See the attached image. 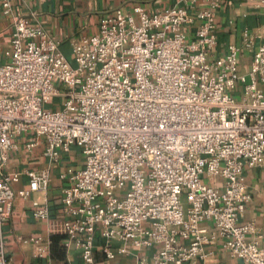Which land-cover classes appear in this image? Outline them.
Returning <instances> with one entry per match:
<instances>
[{"label": "built area", "instance_id": "1", "mask_svg": "<svg viewBox=\"0 0 264 264\" xmlns=\"http://www.w3.org/2000/svg\"><path fill=\"white\" fill-rule=\"evenodd\" d=\"M0 1L13 26L0 62V264H12L3 226L15 198L46 191L51 180L50 166L31 169L28 187L13 188L21 173L4 167L15 134H31L28 149L42 141L51 163L73 147L84 155L81 168L61 174L70 181L62 194L67 218L56 227L86 264H99L97 233L109 259L120 240L117 253L158 246L138 264H184L204 259V245L223 238L236 264H264V247L247 239L255 223L240 222L251 200L244 171L264 165V30L242 73L239 46L209 58L217 0L198 10L192 38L183 30L192 20L186 7L137 5L138 18L117 9L96 34L72 41L71 63L43 27L13 14L12 0ZM252 40L246 31L247 48ZM32 204L36 217L49 219L46 205ZM204 220L214 230L201 228Z\"/></svg>", "mask_w": 264, "mask_h": 264}, {"label": "crops", "instance_id": "2", "mask_svg": "<svg viewBox=\"0 0 264 264\" xmlns=\"http://www.w3.org/2000/svg\"><path fill=\"white\" fill-rule=\"evenodd\" d=\"M209 0H12V12L25 17L32 25H40L55 40L60 42V50L74 63L72 41L83 35H93L99 29L103 18L112 16L117 9L126 14H133L137 5L148 12H157L174 5L186 7L192 18L191 22L183 26L189 38H192L198 27L196 20L198 10ZM216 9V50L210 59L225 55L233 45L242 48L238 56L239 70L246 73L250 70L252 55L262 42L261 34L264 30V0H217ZM253 37V47L244 45L245 32ZM13 33L12 17L3 13L0 1V62L5 60L3 50L11 43ZM264 91V84L259 83ZM60 101V98L57 99ZM52 104H49V107ZM31 134L13 136L16 146L11 149L9 159L4 167L6 173H21L19 181L13 188H27L29 178L26 172L31 169H41L50 166L51 180L46 191L34 192L29 199L17 196L11 216L5 221L3 232L7 240V253L12 264H86L83 260L77 242H69L65 233L58 230L56 222L67 218L62 203L64 188L70 183L68 179H61V174L68 167L79 169L83 161L79 159V152L73 147L71 153H66L58 163H51L44 153V143L28 149ZM245 182L251 195L246 210L240 216L241 223H255L256 232L247 236L248 240L259 241L264 247V165L246 168ZM211 183V182H210ZM36 200L49 208V219H41L35 215ZM201 228L214 230L210 220H204ZM34 239V240H33ZM39 240V241H36ZM223 238L204 245L207 256L187 260L184 264H236L239 258L232 255L224 245ZM120 240L113 241L111 250L116 254L113 259L107 258L103 251L104 239L96 234V261L99 264H138L140 258L151 259L158 248H137L127 245V252L117 253L122 246Z\"/></svg>", "mask_w": 264, "mask_h": 264}, {"label": "rangeland", "instance_id": "3", "mask_svg": "<svg viewBox=\"0 0 264 264\" xmlns=\"http://www.w3.org/2000/svg\"><path fill=\"white\" fill-rule=\"evenodd\" d=\"M78 152H79V159L81 161H84V155L79 150H78ZM182 201H184V203L187 205V201H186V198L185 197L182 198Z\"/></svg>", "mask_w": 264, "mask_h": 264}]
</instances>
